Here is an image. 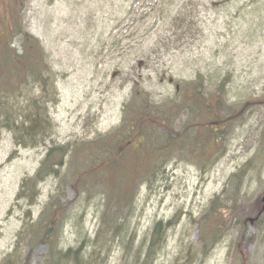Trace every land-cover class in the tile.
Wrapping results in <instances>:
<instances>
[{
	"label": "rangeland",
	"instance_id": "1",
	"mask_svg": "<svg viewBox=\"0 0 264 264\" xmlns=\"http://www.w3.org/2000/svg\"><path fill=\"white\" fill-rule=\"evenodd\" d=\"M1 18L4 34L19 51L24 36L39 41L55 75L56 98L50 84V98L42 99L50 121L43 145L15 146L14 134L0 131V263L24 225L39 219L58 185L47 178L36 205L28 206L17 200L23 179L35 174L51 146L72 147L119 126L133 87L160 103L174 96L177 83L202 74L227 83L229 105L264 101V0H0ZM10 71L22 67L0 61V73ZM17 89L13 111L32 110L37 86ZM263 134L264 108L249 110L208 172L187 160L167 164L151 191L141 189L98 264H264V214L247 225L239 246L242 223L257 215L264 196ZM245 167L235 190L232 176ZM67 196L74 198L69 189ZM216 198L226 225L214 245L203 249V218ZM102 204L99 195L74 203L58 250L89 256ZM157 224L166 231L148 260ZM46 255L47 247L40 246L32 264H43Z\"/></svg>",
	"mask_w": 264,
	"mask_h": 264
},
{
	"label": "trees",
	"instance_id": "2",
	"mask_svg": "<svg viewBox=\"0 0 264 264\" xmlns=\"http://www.w3.org/2000/svg\"><path fill=\"white\" fill-rule=\"evenodd\" d=\"M3 22L1 18L0 44L5 46L0 61L5 60L7 66L22 67V71L0 73V131L12 132L15 146L43 145V138L50 132V121L42 99L48 97L50 84L56 98L55 75L45 64L46 56L39 41L24 36L19 51L10 41L12 36L4 34ZM30 83L39 92L33 109L13 111L11 99L19 90L17 87L26 88ZM226 95L225 81L215 83L202 74L189 82L177 83L174 96L160 103L151 101L141 88L133 87L123 107L121 122L114 130L72 147L51 146L33 177L22 181L17 200H24L28 206L36 205L38 186L49 177L58 180L56 191L39 219L32 225H24L14 250L0 264H32L33 253L40 246L47 247L43 264H98L97 260L105 259L102 254L110 236L121 232L120 222L127 218L141 189L151 191L163 177L167 164L187 160L203 173L208 172L222 155L234 125L249 110L264 108V101L229 105ZM245 171L246 167L232 176L233 189L238 190ZM67 189L73 193V199L68 198ZM236 193L233 198L237 197ZM94 195H99L103 204L89 256L86 251L84 254L79 250H58L60 235L74 203L83 196ZM217 201L218 198L211 203L203 218L199 243L203 249L214 245L226 225L225 211L218 209ZM26 214L31 218L29 209ZM250 220L246 218L242 223L244 234L239 246ZM159 228L160 225L152 235L148 260L156 252Z\"/></svg>",
	"mask_w": 264,
	"mask_h": 264
},
{
	"label": "bare ground",
	"instance_id": "3",
	"mask_svg": "<svg viewBox=\"0 0 264 264\" xmlns=\"http://www.w3.org/2000/svg\"><path fill=\"white\" fill-rule=\"evenodd\" d=\"M33 177V176H32ZM28 178H31V177H28ZM26 179V178H25ZM24 180V179H23ZM39 187V186H38ZM159 225L157 224L156 226H155V229L158 227ZM155 229H154V232H155ZM166 231V227L165 228H163V226L161 225L160 226V228H159V230H158V235H157V237L159 236V235H162L164 232ZM153 232V233H154ZM201 236V235H200ZM156 237V243H157V240H158V238ZM151 240H152V237H151ZM154 256V255H153ZM153 256H152V258H153Z\"/></svg>",
	"mask_w": 264,
	"mask_h": 264
},
{
	"label": "water",
	"instance_id": "4",
	"mask_svg": "<svg viewBox=\"0 0 264 264\" xmlns=\"http://www.w3.org/2000/svg\"><path fill=\"white\" fill-rule=\"evenodd\" d=\"M262 213H264V200H263V207H262V210H261L260 214H262Z\"/></svg>",
	"mask_w": 264,
	"mask_h": 264
},
{
	"label": "flooded vegetation",
	"instance_id": "5",
	"mask_svg": "<svg viewBox=\"0 0 264 264\" xmlns=\"http://www.w3.org/2000/svg\"><path fill=\"white\" fill-rule=\"evenodd\" d=\"M0 38H1V36H0Z\"/></svg>",
	"mask_w": 264,
	"mask_h": 264
}]
</instances>
